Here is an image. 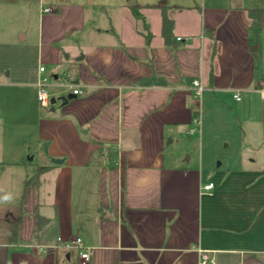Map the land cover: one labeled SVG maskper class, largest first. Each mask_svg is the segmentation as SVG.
I'll use <instances>...</instances> for the list:
<instances>
[{
    "label": "crops",
    "instance_id": "0c3cea01",
    "mask_svg": "<svg viewBox=\"0 0 264 264\" xmlns=\"http://www.w3.org/2000/svg\"><path fill=\"white\" fill-rule=\"evenodd\" d=\"M127 1L0 0V264H81L55 246L76 236L92 247L87 264H199V250L264 264V155L205 173L180 148L198 111L264 91L248 16L261 8L264 29V7ZM40 64L53 95L67 81L82 93L42 111Z\"/></svg>",
    "mask_w": 264,
    "mask_h": 264
},
{
    "label": "rangeland",
    "instance_id": "374dc122",
    "mask_svg": "<svg viewBox=\"0 0 264 264\" xmlns=\"http://www.w3.org/2000/svg\"><path fill=\"white\" fill-rule=\"evenodd\" d=\"M137 4L157 5L163 0H135ZM174 2L175 0H166ZM190 6H199L202 0H176ZM247 4L264 7V0H246ZM150 14L149 24L152 28L157 26L155 14ZM255 38V33L251 32ZM256 42L259 48L255 51V65L257 81H264V29L256 31ZM51 97L56 100L51 106H58L59 95H53L47 87ZM252 93V92H251ZM238 94V93H237ZM239 96V94H238ZM204 97V93L201 98ZM240 101L235 100L231 94L225 93L220 99L216 110L197 112L200 123L194 133L185 134L180 148L186 150L191 156V164L200 166L205 173L216 171L218 167L253 166L250 157L261 162L264 146H258L264 141V91L259 90L253 94H241ZM38 103V102H37ZM39 106V104H38Z\"/></svg>",
    "mask_w": 264,
    "mask_h": 264
},
{
    "label": "built area",
    "instance_id": "2783aa9c",
    "mask_svg": "<svg viewBox=\"0 0 264 264\" xmlns=\"http://www.w3.org/2000/svg\"><path fill=\"white\" fill-rule=\"evenodd\" d=\"M52 8L50 6H44L41 7V12H51ZM181 37H177V40H180ZM51 80H55L53 78V75H49L46 73L45 66L40 64L38 67V76L35 81L36 86V98L39 104V107L42 111H48L51 108V94L49 93L47 87L50 84ZM65 86V89L63 90L64 96H67L68 94H81L82 89L80 85H78L75 82L67 81L63 84ZM204 89V86L200 82L198 78H195L192 80V91L193 95L195 97H200L201 93ZM234 98L238 99L239 96L237 93H235ZM198 125V119L193 118V125L189 128V132L193 133L196 131ZM213 182L209 181L201 186V190L204 193L211 194V189L213 188ZM46 245H38V247L41 249L42 247H45ZM55 246L63 247V248H75L78 251L79 259L81 264H87L90 260V252L92 247L89 245L84 244L81 237L76 236L70 240L65 241H59ZM200 252V259L199 264H215V259L213 256L209 255L208 250H199Z\"/></svg>",
    "mask_w": 264,
    "mask_h": 264
},
{
    "label": "trees",
    "instance_id": "16d2710c",
    "mask_svg": "<svg viewBox=\"0 0 264 264\" xmlns=\"http://www.w3.org/2000/svg\"><path fill=\"white\" fill-rule=\"evenodd\" d=\"M262 14L261 8H250L248 9V16L252 21L253 29L256 31L260 24V18ZM161 34L166 43L172 42V21L168 19L165 15L162 16L161 20ZM49 220L42 216H37L36 219V230L43 231L45 226L48 224Z\"/></svg>",
    "mask_w": 264,
    "mask_h": 264
},
{
    "label": "water",
    "instance_id": "95a60500",
    "mask_svg": "<svg viewBox=\"0 0 264 264\" xmlns=\"http://www.w3.org/2000/svg\"><path fill=\"white\" fill-rule=\"evenodd\" d=\"M127 4L128 5H135L136 1L135 0H128ZM254 48H256V46L255 45H251L250 50H252ZM73 97H75V94H68L67 96H62L59 99L62 101V103H65L68 99L73 98ZM55 100L56 99L54 97H52L51 98V103H54ZM53 162H60V160L59 159H53Z\"/></svg>",
    "mask_w": 264,
    "mask_h": 264
}]
</instances>
